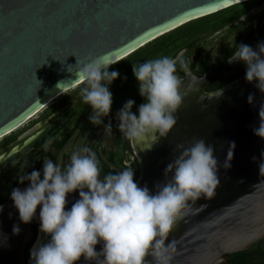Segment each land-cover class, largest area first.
Wrapping results in <instances>:
<instances>
[{"label":"water","instance_id":"1","mask_svg":"<svg viewBox=\"0 0 264 264\" xmlns=\"http://www.w3.org/2000/svg\"><path fill=\"white\" fill-rule=\"evenodd\" d=\"M249 1L0 0V139L83 83L68 72H75L77 60L103 57L112 67L182 26ZM220 91L219 97H213L218 91L184 100L167 137L151 136L136 146L141 162L136 183L152 192L178 155L176 145L187 147L202 138L215 148L220 186L214 198L199 200L194 212L174 226L168 237L175 242L170 264H222L264 239V174L258 167L264 160V139L253 132L259 127L264 93L245 77ZM249 94L255 97L253 104ZM232 142L233 159L225 169ZM77 199L78 193L70 194L67 208ZM2 206L0 264H26L32 222L20 221L10 197ZM14 225L19 234L13 233Z\"/></svg>","mask_w":264,"mask_h":264},{"label":"clouds","instance_id":"2","mask_svg":"<svg viewBox=\"0 0 264 264\" xmlns=\"http://www.w3.org/2000/svg\"><path fill=\"white\" fill-rule=\"evenodd\" d=\"M234 49L228 62H242L246 80L255 82L264 93V41L255 50L247 44ZM4 51L6 54L8 50ZM178 62L182 63L179 57L165 56L133 64V75L145 103L134 113L135 102L129 99L117 112V127L124 138L139 143L151 136L167 137L174 130L176 114L186 97L183 79L177 74ZM111 65L103 57H94L84 63L77 60L75 72L68 71L86 84L80 96L92 109V125H102L103 118L111 112L110 85L119 78L117 71H109ZM221 95L219 90L213 97ZM254 100L249 94V104ZM258 111L259 127H254L253 132L264 139V103ZM104 130L111 133V120ZM234 149L232 142L225 169L231 166ZM176 150L178 155L166 166L165 179L155 185L154 192L147 185L138 186L130 168L101 177L96 155L87 147L73 151L63 167L45 158L42 177L37 170L21 173L19 183L28 182L29 186L23 190L13 188L10 198L25 225L36 218L40 209L39 231L48 237L46 242L38 240L30 250L31 264H79L81 257L92 264H150L148 257L154 258L155 264H170L175 242H169L168 237L174 226L194 212L199 200L214 198L220 186L212 144L201 138L187 147L178 144ZM258 167L264 174V160ZM77 192L79 199L68 209L69 195ZM19 231V226L14 225L13 233ZM98 244L102 245L100 252L96 250Z\"/></svg>","mask_w":264,"mask_h":264},{"label":"flooded vegetation","instance_id":"3","mask_svg":"<svg viewBox=\"0 0 264 264\" xmlns=\"http://www.w3.org/2000/svg\"><path fill=\"white\" fill-rule=\"evenodd\" d=\"M230 9L182 26L110 67L109 71H117L119 78L110 85L113 104L102 125H92L89 121L92 109L80 96V89L86 86L83 82L0 139V206L8 200L13 188L28 184L19 183L21 173L37 170L42 177L45 158L63 167L69 163L73 151L84 147L95 153L101 177L130 168L135 173V181H139L138 142L123 137L116 119L117 112L129 99L135 102L134 113L145 103L133 75V64L165 56L179 57L182 63H177V74L183 79L185 100H194L198 93L218 92L243 79L246 66L239 61L229 63L228 59L236 45L247 44L255 50L257 44L264 41V0L249 1ZM109 120L111 133L104 130ZM39 228L38 216L31 223L32 237L25 249L26 264H31L30 250L38 240L46 242L48 239ZM79 264L86 263L81 260ZM222 264H264V239L248 250L230 255Z\"/></svg>","mask_w":264,"mask_h":264},{"label":"trees","instance_id":"4","mask_svg":"<svg viewBox=\"0 0 264 264\" xmlns=\"http://www.w3.org/2000/svg\"><path fill=\"white\" fill-rule=\"evenodd\" d=\"M229 10H231V9H227L225 12H227V11H229ZM222 12H224V11H222Z\"/></svg>","mask_w":264,"mask_h":264}]
</instances>
